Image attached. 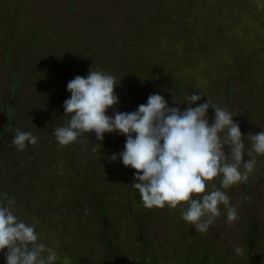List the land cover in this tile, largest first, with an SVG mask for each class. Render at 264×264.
Wrapping results in <instances>:
<instances>
[{
    "label": "rangeland",
    "instance_id": "374dc122",
    "mask_svg": "<svg viewBox=\"0 0 264 264\" xmlns=\"http://www.w3.org/2000/svg\"><path fill=\"white\" fill-rule=\"evenodd\" d=\"M92 66L120 80L109 116L136 111L150 94L182 111L185 95L204 94L197 104L210 97L234 115L247 160L248 133L264 130V10L256 0H0V193L57 249L58 264H264V156L227 192L238 220L222 214L201 234L181 219L183 207L143 206L130 185L135 170L110 160L125 136L83 134L58 145L67 84ZM18 130L37 144L18 151Z\"/></svg>",
    "mask_w": 264,
    "mask_h": 264
},
{
    "label": "clouds",
    "instance_id": "9594fccd",
    "mask_svg": "<svg viewBox=\"0 0 264 264\" xmlns=\"http://www.w3.org/2000/svg\"><path fill=\"white\" fill-rule=\"evenodd\" d=\"M256 2L264 10V3ZM119 82L113 74L93 66L86 77L76 75L68 82L71 95L63 102V116L69 119L53 131L58 145L70 146L83 134L95 133L96 140L102 142L105 133H119L126 137L124 150L113 153L110 160L119 159L135 170L130 185L145 208L183 207L181 219L201 234L222 214L228 222L238 220L237 206L227 192L246 183L256 171V158L264 156V130L248 133L250 158L245 160V134L234 115L210 97L197 104L204 96L201 93L185 95L179 102L187 105L183 111L179 106L170 107L162 95L150 94L136 111L109 116L108 110L119 102L115 93ZM210 109L214 111L211 123ZM38 139L31 131L18 130L12 144L24 151ZM97 145L100 147L93 145L94 152ZM4 200L6 204L0 202V252L5 253L6 264H58L57 249L41 242L35 225L19 219L14 202L0 193V201ZM235 252L244 255L242 247ZM63 264H68L67 257Z\"/></svg>",
    "mask_w": 264,
    "mask_h": 264
},
{
    "label": "trees",
    "instance_id": "16d2710c",
    "mask_svg": "<svg viewBox=\"0 0 264 264\" xmlns=\"http://www.w3.org/2000/svg\"><path fill=\"white\" fill-rule=\"evenodd\" d=\"M115 264H118V263H115ZM140 264H144V263L142 262V263H140Z\"/></svg>",
    "mask_w": 264,
    "mask_h": 264
}]
</instances>
